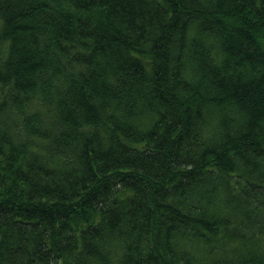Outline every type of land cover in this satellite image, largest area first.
<instances>
[{"label":"trees","instance_id":"1","mask_svg":"<svg viewBox=\"0 0 264 264\" xmlns=\"http://www.w3.org/2000/svg\"><path fill=\"white\" fill-rule=\"evenodd\" d=\"M0 264H264V0H0Z\"/></svg>","mask_w":264,"mask_h":264}]
</instances>
